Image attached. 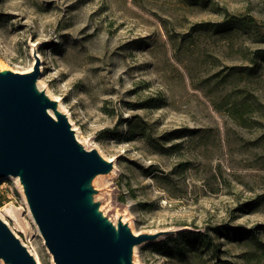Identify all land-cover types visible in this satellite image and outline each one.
<instances>
[{
	"label": "rangeland",
	"instance_id": "obj_1",
	"mask_svg": "<svg viewBox=\"0 0 264 264\" xmlns=\"http://www.w3.org/2000/svg\"><path fill=\"white\" fill-rule=\"evenodd\" d=\"M224 12L264 27V0H0V67L37 64L35 90L110 164L86 188L115 230L148 237L132 264H264V39L198 27ZM242 101L245 125L227 111ZM0 216L55 264L17 176L0 178Z\"/></svg>",
	"mask_w": 264,
	"mask_h": 264
},
{
	"label": "water",
	"instance_id": "obj_2",
	"mask_svg": "<svg viewBox=\"0 0 264 264\" xmlns=\"http://www.w3.org/2000/svg\"><path fill=\"white\" fill-rule=\"evenodd\" d=\"M38 65L27 74L0 73V178L17 176L33 219L55 264H132L135 244L90 204L88 182L110 164L83 150L55 104L35 90ZM54 111L56 120L46 113ZM0 259L36 264L0 219Z\"/></svg>",
	"mask_w": 264,
	"mask_h": 264
},
{
	"label": "trees",
	"instance_id": "obj_3",
	"mask_svg": "<svg viewBox=\"0 0 264 264\" xmlns=\"http://www.w3.org/2000/svg\"><path fill=\"white\" fill-rule=\"evenodd\" d=\"M199 5H205V1L199 2L197 3ZM200 28H207V29H211L214 32H219V31H228L231 32L234 30V28H242V29H247L252 35L257 36V37H261L262 39H264V27H261L259 25H257L252 18H246V19H239L233 16H230L229 14H227L226 12H224V19L222 22H217V23H204V24H199ZM258 58H264V50L260 51L259 54L257 55ZM253 65H255V62H253ZM234 70L237 72L241 71V69H236L234 68ZM255 70V68H247V72H245L246 74H251L253 73V71ZM244 101L242 102H236V104L232 105L229 107V109L227 110L229 113V116L235 120L236 122H238L240 125H245V118L244 115L246 114L245 111H242V108L245 107L244 106ZM248 107V106H246ZM226 233H231L230 236H232L233 238L235 237H241L244 233H246V230H242L241 227H234V228H227ZM182 236H184L183 238L188 241V240H193L196 241L202 245H204L206 247L207 250L210 249V244L211 239L209 238V236L207 234H203L200 232H185L181 234ZM164 245V252L165 253H169L171 251V248H169V246H167L165 243ZM174 251H176V249H172Z\"/></svg>",
	"mask_w": 264,
	"mask_h": 264
},
{
	"label": "bare ground",
	"instance_id": "obj_4",
	"mask_svg": "<svg viewBox=\"0 0 264 264\" xmlns=\"http://www.w3.org/2000/svg\"><path fill=\"white\" fill-rule=\"evenodd\" d=\"M4 68V67H3ZM3 68H1L0 67V73H4V71H3ZM52 110L51 109H46V113L49 115V116H51L50 115V112H51ZM53 118V117H52ZM54 119V118H53ZM54 120H56V119H54ZM74 132V131H73ZM74 138H75V140L77 141V143H78V140H77V135L76 134H74ZM7 176H10V175H7ZM98 212V211H97ZM0 219L6 224V221H4L2 218H1V216H0ZM34 259V261H35V263L36 264H40L39 263V260H38V258H37V256L35 257V258H33ZM132 263V262H131Z\"/></svg>",
	"mask_w": 264,
	"mask_h": 264
}]
</instances>
